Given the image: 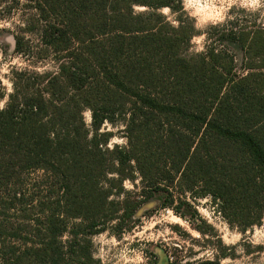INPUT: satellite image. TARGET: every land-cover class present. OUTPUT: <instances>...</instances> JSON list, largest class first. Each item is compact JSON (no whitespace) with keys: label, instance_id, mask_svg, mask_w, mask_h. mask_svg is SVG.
Returning <instances> with one entry per match:
<instances>
[{"label":"trees","instance_id":"16d2710c","mask_svg":"<svg viewBox=\"0 0 264 264\" xmlns=\"http://www.w3.org/2000/svg\"><path fill=\"white\" fill-rule=\"evenodd\" d=\"M25 1L55 70L13 71L0 107V264H102L93 237L151 201L183 217L210 196L230 225L263 221V74L188 54L193 28L160 12L183 0Z\"/></svg>","mask_w":264,"mask_h":264},{"label":"rangeland","instance_id":"374dc122","mask_svg":"<svg viewBox=\"0 0 264 264\" xmlns=\"http://www.w3.org/2000/svg\"><path fill=\"white\" fill-rule=\"evenodd\" d=\"M160 12L175 26L184 21L193 28L188 54L213 49L233 59L238 76L264 75V0H183L182 12L169 8ZM36 20V12L25 0L0 5V107L12 90L13 71L55 70L53 57L40 46L37 31L26 29ZM15 37L24 38L30 56L16 50ZM40 54L44 58H38ZM84 115L90 123V111ZM104 128L114 133L110 146L126 143L122 124H105ZM125 187L132 190L134 184L126 181ZM135 218L132 228L121 235L110 229L93 237L95 255L102 264H194L198 260L264 264V219L247 229L230 225L210 196L198 198L183 217L151 201Z\"/></svg>","mask_w":264,"mask_h":264}]
</instances>
